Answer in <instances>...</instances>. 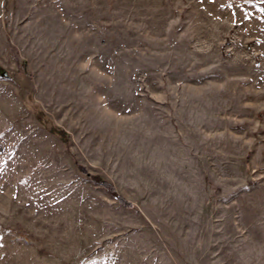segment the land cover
Here are the masks:
<instances>
[{"label":"rangeland","instance_id":"obj_1","mask_svg":"<svg viewBox=\"0 0 264 264\" xmlns=\"http://www.w3.org/2000/svg\"><path fill=\"white\" fill-rule=\"evenodd\" d=\"M0 264H264V0H0Z\"/></svg>","mask_w":264,"mask_h":264},{"label":"trees","instance_id":"obj_2","mask_svg":"<svg viewBox=\"0 0 264 264\" xmlns=\"http://www.w3.org/2000/svg\"><path fill=\"white\" fill-rule=\"evenodd\" d=\"M94 181H96L99 184H101L103 186V188H105L108 191L107 193H109L110 195H113L114 197H116L118 199V201H122V199L120 197L116 196L112 186L106 180L104 181L103 178L99 177V178H95Z\"/></svg>","mask_w":264,"mask_h":264}]
</instances>
